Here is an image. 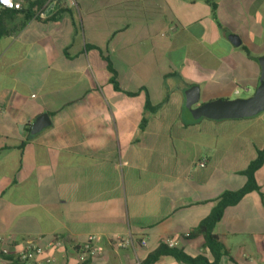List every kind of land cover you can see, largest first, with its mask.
Returning <instances> with one entry per match:
<instances>
[{"label":"crops","instance_id":"crops-1","mask_svg":"<svg viewBox=\"0 0 264 264\" xmlns=\"http://www.w3.org/2000/svg\"><path fill=\"white\" fill-rule=\"evenodd\" d=\"M61 1L47 19L28 16L30 2L0 15V234L11 248L0 264H143L170 239L212 262L194 230L247 184L264 111L190 121L186 90L200 87L199 104L254 94L264 0ZM43 114L51 123L33 133ZM255 178L259 190L215 227L223 264H264V163ZM90 234L103 248L94 258L82 251ZM26 239L45 253L20 262Z\"/></svg>","mask_w":264,"mask_h":264},{"label":"trees","instance_id":"trees-1","mask_svg":"<svg viewBox=\"0 0 264 264\" xmlns=\"http://www.w3.org/2000/svg\"><path fill=\"white\" fill-rule=\"evenodd\" d=\"M44 0H32L26 10L28 16L36 14L37 10L43 5ZM12 12H16L13 10ZM108 69L112 74L111 81L116 89L120 90V86L117 82V73L112 64L110 58H107ZM161 104L152 106L150 101H147V108L157 109ZM264 163V147L258 151V156L253 160L248 168L243 171L248 177L247 184L236 191H225L216 200V205L211 213L205 217L199 225L195 228L193 235H202L205 240V247H207L212 256L213 261L211 262L206 255H198L193 257L186 253L183 248L170 247L167 243H162L155 251L149 254L147 260L143 264H153L159 258L164 255H171L177 260L186 264H223L224 257L229 255V250L226 245V238L224 235L217 234L215 227L221 220L225 209L231 205L237 204L244 196L250 191L259 190V185L255 178L256 171ZM81 264H92L90 260L83 261Z\"/></svg>","mask_w":264,"mask_h":264},{"label":"water","instance_id":"water-1","mask_svg":"<svg viewBox=\"0 0 264 264\" xmlns=\"http://www.w3.org/2000/svg\"><path fill=\"white\" fill-rule=\"evenodd\" d=\"M261 68V82L253 95L246 98L215 99L199 104L200 87L193 85L186 90L185 116L187 120L195 121L200 118L213 120L241 119L253 117L264 111V57L258 59ZM51 123L47 114L39 116L32 128L37 133Z\"/></svg>","mask_w":264,"mask_h":264},{"label":"built area","instance_id":"built-area-1","mask_svg":"<svg viewBox=\"0 0 264 264\" xmlns=\"http://www.w3.org/2000/svg\"><path fill=\"white\" fill-rule=\"evenodd\" d=\"M32 0H0V15L4 11L21 10L24 8L25 3H29ZM71 6L75 5L74 0H69ZM63 5L61 0H44L43 5L37 10L35 16L41 19H47L52 16ZM207 163L206 159L198 161L200 167H205ZM101 237L96 234H90L85 242L82 251L83 255L89 258H94L103 252V248L100 245ZM146 244V241L142 242ZM167 245L170 247H177L178 241L175 239L167 240ZM54 244L62 246L60 239H57ZM45 253V247H43L38 241L33 239H26L23 245L15 253L14 258L20 262H27L37 259L40 255ZM0 255H11V248L8 244V238L0 234ZM47 262H51L52 257L45 259Z\"/></svg>","mask_w":264,"mask_h":264}]
</instances>
